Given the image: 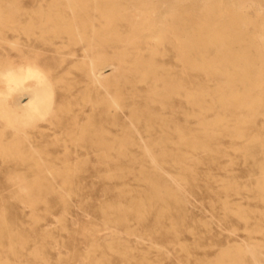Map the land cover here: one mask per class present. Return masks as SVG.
Here are the masks:
<instances>
[{
    "label": "rangeland",
    "instance_id": "rangeland-1",
    "mask_svg": "<svg viewBox=\"0 0 264 264\" xmlns=\"http://www.w3.org/2000/svg\"><path fill=\"white\" fill-rule=\"evenodd\" d=\"M58 1L0 0V4H15L34 12ZM244 9L264 33V0H248ZM160 12L162 17L169 16V5L162 6ZM119 29L125 36L131 34L126 24ZM6 35L7 39L0 38V58L6 60L10 53L15 67L27 62L18 53H37L38 62L45 66L58 63L60 55L56 53H79V58H69L58 70L66 80H77V89L85 86L82 53H100L105 60L100 67L109 79L105 86L88 92L96 97L110 91L123 107L111 108L114 115L107 116L105 106L93 110L82 100L83 91L76 98H66L73 106L86 104L81 123L91 118V123L111 129L127 145L101 162L94 153L80 149V162L77 169L72 168L69 180L57 178L41 190L34 186L29 196L9 175L25 172L32 177L37 171L29 169V164L17 166L0 158V264H217L221 256L235 260V264H264V195L260 189L264 145L256 143L252 155L245 146L254 137L264 141V115L253 118L245 137L214 129L215 135L208 140L210 156L184 142V138L202 135L204 124L213 123L220 114L232 120L231 124L245 116L224 114L213 104L211 95L200 104L187 96L189 92L213 93L226 83L225 75L188 68L172 40L157 44L153 38L139 47L113 41L85 52V42L67 43L57 50L55 47L62 45L59 41L31 40L13 31ZM157 47L161 49L155 55L162 73L159 83L163 88L165 81H174L181 88L162 102L151 93L150 82L138 80L141 73L133 68L138 53L149 55V50ZM7 85L0 75V92L8 101L29 102L33 80L26 81L23 91L10 94H6ZM63 85L54 83L55 106L67 102ZM161 112L162 152L153 145L161 133L144 128L151 115ZM134 113L142 116L138 132L130 127ZM71 121L64 118L59 124L55 119L53 124L42 120L41 128L32 134L35 146L50 165L63 167L65 159L73 165L77 159L61 144ZM13 137L14 132L6 130L5 138ZM141 139L150 144L151 154L137 144ZM23 148L26 151L29 145ZM155 186L160 188L163 202L157 201ZM167 191L176 197L168 196Z\"/></svg>",
    "mask_w": 264,
    "mask_h": 264
},
{
    "label": "bare ground",
    "instance_id": "bare-ground-1",
    "mask_svg": "<svg viewBox=\"0 0 264 264\" xmlns=\"http://www.w3.org/2000/svg\"><path fill=\"white\" fill-rule=\"evenodd\" d=\"M247 1L175 0L171 4L166 0H59L34 12L15 4H0V38L7 39L6 33L13 31L19 35L24 34L31 40L39 38L45 42L59 41L62 45L56 46L57 50L65 48L67 43L85 42V52L92 50L97 44L113 41L120 44L133 43L139 47L142 44L148 45L149 40L153 38L157 44L172 40L176 52L188 68L212 75H225L227 78L226 83L218 86L213 93L206 91L187 93L191 102L200 104L207 95H211L213 104L221 107L224 114L227 112L231 116L245 114L242 119L237 118L232 124L230 123L232 120L220 114L213 123L204 124L202 135L184 138L186 144L195 149H203L210 156L212 151L208 140L215 135L212 133L214 129H219L222 133L228 132L235 137H245L247 125L253 118L259 114L264 115V33L257 20L250 18L244 9ZM164 5H169L171 10L170 15L166 17L160 14ZM122 23L130 27L129 36H125L119 29ZM212 51L216 54L208 55ZM160 52L161 49L157 47L150 49L149 55L138 53L133 68L137 73H141L138 80L150 82L153 86L151 93L162 102L166 95L178 92L181 88L174 81H165L163 88L159 83L162 73L159 72L160 67L156 64L155 55ZM18 54L27 62L17 67L13 66L10 53H7L6 60L0 58V75L5 77L8 84L6 94L23 91L27 88L26 81L29 79L34 81V85L30 100L24 105L19 102L11 103L0 92V158L3 162H12L17 166L29 164V169L37 171L32 177L25 172L9 175V179L20 184L23 194L29 196L34 186L41 190L45 183L57 178L69 180L72 168L77 169L80 162V149H85L88 154L94 153L97 162H101L113 152L120 151L119 147L123 148L127 144L111 129L91 123V118L81 123L80 118L85 113L86 104L78 103L73 106L71 100L66 98L70 95L76 98L83 91L82 100L90 103L93 110L105 106L107 116L114 115L111 108L123 107L117 95L111 94L110 91L96 97L89 94L90 89L98 90L99 87L105 86L109 79L100 67L105 62L100 53H82L80 63L85 76L83 90L77 89L76 84L79 85L77 80H66L64 74H59L58 71L69 58H79V53L75 51L56 53L60 55L58 63L47 66L38 62L37 53ZM65 73H70L69 69ZM55 82L64 83L62 88L67 101L58 106L54 104ZM64 118L72 121L67 122L66 137L62 139L61 144L66 152L76 155L77 162L70 165L67 164L69 160L65 159L63 167H59L49 164L50 160L35 146L32 134L41 128L39 121L49 120L53 123L58 119L60 124ZM141 121L142 116L134 113L130 126L134 132L139 131L137 124ZM145 122L144 128L147 132L161 133L160 139L153 145L159 147L162 152V112L151 115ZM8 129L14 132L11 140L5 138ZM259 139L254 137L245 145L250 155L258 142L264 145V141ZM26 144L29 145V149L25 151L23 145ZM137 144L148 155L153 151L150 144L143 139ZM165 151L166 149L162 154L165 155ZM150 161L159 160L151 158ZM260 189L264 195V170ZM155 194L157 201H164L165 198L158 186H155ZM166 194L172 198L176 197L172 191H167ZM30 200L34 204L35 200ZM235 263V260L227 261L223 256L217 262Z\"/></svg>",
    "mask_w": 264,
    "mask_h": 264
}]
</instances>
